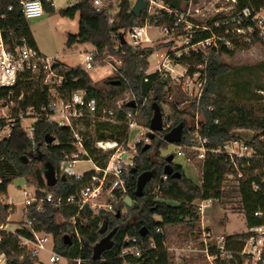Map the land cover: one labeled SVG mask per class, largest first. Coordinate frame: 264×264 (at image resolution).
<instances>
[{"label":"trees","instance_id":"1","mask_svg":"<svg viewBox=\"0 0 264 264\" xmlns=\"http://www.w3.org/2000/svg\"><path fill=\"white\" fill-rule=\"evenodd\" d=\"M157 1L163 6L157 8V26H170L174 12L184 10L189 0ZM41 4L42 8L53 10L52 0H41ZM262 5L264 0H237L236 4L237 7ZM130 8L131 0H119L117 10L112 14L111 4L96 10L92 0H76L74 4L59 9L58 12L63 16L73 17L76 13L79 14L78 32L68 34L67 46L89 42L97 49L96 55H117L121 58L115 74L106 78L103 88L95 86L89 73L80 65L67 66L63 70L66 81L62 88L67 97L75 89H84L89 95L96 97L100 107L108 109L114 108L116 102L124 99L127 92H134L144 100L140 101L139 105L140 123L149 126L153 112L152 104L156 103L161 112L164 104L168 106L169 126L149 140L148 148L139 146L132 163L123 174L125 191L121 194L119 188L114 189L117 197L112 202L111 210L100 209L94 213L85 207L77 213L76 208L71 205H45L42 211L31 208L24 210L20 227L14 232L0 229V256L5 257L6 264L39 262L37 255L19 243V235L29 236V233L21 228L23 222L28 219H32L34 229L52 236L53 249L67 258V264H176L166 246L168 230L180 226L188 233L200 231V212L195 201L206 199H216L222 206L228 205L229 208L242 213L246 226L243 232L223 236L227 248L234 253V258L217 260L210 264H247L244 255L240 254L243 240L249 235L247 229L264 222L262 217L254 215L255 211L264 209V158H250L245 166H241L246 162L245 159L240 160L238 169L241 176H237L235 168L224 162L223 154L207 153L201 161L194 157L191 150L184 148V161L191 162L198 170L196 181L186 174L181 164L174 162L175 151L172 152L173 158L169 162L170 170L164 173L169 153H162L167 145L163 135L171 128L180 126V139L174 144H190L196 136H200L206 140L209 147L217 148L232 138H242L241 134L235 132L236 129H248L253 132L248 143L260 154H264V108L228 97L221 91L223 80L233 69L220 59L221 54L232 55L235 50L244 49L253 42L264 45V36H255L251 43H241L230 48L219 44L216 51L209 53L206 59L207 79L204 92L197 104L191 102L201 118L197 121L192 119V124L187 125L184 117L186 111L169 98L170 80L155 72L146 73L148 57L159 46H131L121 43L118 38L120 30L143 23L146 10L142 11L140 16H134ZM111 16L113 20L109 22ZM217 18H220L219 15L209 19L207 24L212 26ZM0 25L4 41L9 48L22 41L36 47L18 0H0ZM214 31L218 32L216 29ZM209 34V31H201L193 39L207 37ZM115 44H118L117 49L114 48ZM168 54L175 62L188 64L190 70L195 64L203 61L200 54L182 55L178 58L174 57L171 51ZM263 65L264 62H260L238 70L248 71ZM24 85L35 87L41 83L27 82ZM5 92V89L0 88V96ZM131 107L129 102L123 103L125 110ZM124 130L125 126L120 122H96L90 128L89 124L85 123L84 129L79 130L85 138L88 137L83 144L86 151L83 158L92 160L99 167L104 166L111 151L95 147L94 141L120 142ZM48 134L52 135L54 140L46 143ZM74 151L72 133L65 126H56L40 118L35 122L33 138L28 139L19 124L13 125L10 135L0 139V224L7 223L13 210L12 204L3 202V199L7 197L8 185L16 177L22 178L23 183L34 188L38 194L51 191L65 196L85 185L89 172H85L80 178L65 173V177L61 178L63 172L60 164ZM48 166L54 168L58 177L53 186H47L44 180ZM144 171H151L152 176L144 185L142 195L137 196V176ZM228 174L232 176L229 177ZM112 180L113 177H109L107 187ZM254 184L257 185L256 189H253ZM125 196H129L137 206H127L123 201ZM56 214L63 218L62 222L56 221ZM72 216H75L74 222L71 221ZM103 222L106 223L107 230L100 233L99 228ZM113 228H116L112 237L113 245L104 250L99 259H93V245ZM65 235L70 237L69 241L64 238ZM127 236L137 238L140 247L138 256L120 254ZM192 242L199 249L203 248L202 242H195V239Z\"/></svg>","mask_w":264,"mask_h":264},{"label":"built area","instance_id":"2","mask_svg":"<svg viewBox=\"0 0 264 264\" xmlns=\"http://www.w3.org/2000/svg\"><path fill=\"white\" fill-rule=\"evenodd\" d=\"M18 1L26 19L38 17L43 12L41 0ZM134 1L131 0V5ZM92 2L96 10L106 8L110 4L109 0H92ZM236 4L237 0H231V5L228 8L217 10L220 18L214 20L212 26L194 23L190 17V9L175 11L170 26L166 24L158 26L166 35L177 34L182 38L180 48L173 52L174 57L200 54L203 61L195 64L194 68L190 70L188 64L175 62L174 58L169 55L162 56L157 62L159 54L154 51L152 53L156 58L154 68L150 72L146 70V73L155 72L168 78L171 82L178 83L185 92L187 100L197 104L206 85V59L209 53L212 50L216 51L219 44L230 48L241 43H251L255 36H264V5L237 7ZM157 6L163 7L157 0H147L143 23L120 30V34L125 40L124 43L141 47L149 46L152 43L153 38L148 35L147 28L150 26L157 27ZM116 10L112 8L111 13L114 14ZM168 11L170 12V10ZM112 20L113 16L109 18V22ZM214 29L218 32H215ZM201 31H209L210 34L207 37L193 39ZM120 34L118 35L119 40ZM114 48L117 49L118 44H115ZM96 53L97 49L94 47L85 51L83 63L79 64L88 73L103 64H109L114 71L121 63V58L117 55L100 56ZM175 66H179L180 69H176ZM66 67L67 65L60 60V54L46 55L24 41L9 48L4 41L0 25V88L6 91L4 95L0 96V139L8 137L15 124H19L26 137L32 139L35 122L40 118L56 126L67 127L72 133L75 151L70 157L66 156V159L60 164V169L65 174L68 172L62 168L63 164L70 166L75 160L86 155L83 144L88 137L85 138L79 131L84 129L85 123L89 124V128L96 122H120L125 126L120 142L94 141L95 147L111 152L104 166L99 167L93 163V169L87 171L89 172L88 182L76 192L65 196L54 194L51 191H43L38 194L34 188L23 183L24 186L21 189L23 196L21 200L22 213L29 208L42 211L45 205L55 207L71 205L76 208L77 213L85 207L94 213L100 209L111 210L112 202L117 197L114 189L119 188L123 194L125 191L123 174L127 170V166L132 163L139 146L149 141L147 137L149 126L143 125L138 119L140 101L126 96L117 101L114 108L108 109L100 107L96 97L89 95L84 89H75L67 97L62 88L66 81V75L63 72ZM27 82H40L41 85L25 86L24 84ZM124 102H134V106L125 110L123 108ZM117 115H121V117ZM27 118L32 121L25 122ZM168 126L167 114H162L163 130H166ZM132 130H137L134 136H132ZM248 142L249 138L245 140L232 138L222 147L212 148L207 145L205 139L196 136L190 144L174 145L176 156L181 158H184L185 155L184 148L191 150L194 157L201 161L207 153H221L224 162L235 168L237 176H241L238 169L240 160L245 159L246 162L241 164V166H245L248 165L250 158H264V154H260ZM84 173L73 175L80 178ZM111 176L113 180L107 187L106 182ZM228 176L231 177L232 175L228 174ZM262 182L264 183V176ZM256 188L257 185L254 184L253 189ZM210 200L195 201L201 215ZM254 215L264 219V209L255 211ZM74 219L75 216H72L71 221L74 222ZM4 227L3 224H0V229H4ZM21 228L29 233V236L19 235L21 246L29 249L39 258L40 251L45 249L46 243L51 240L48 255L49 263L63 264V262H67L66 257L53 249L52 236L34 229L32 219L24 221ZM247 231L249 235L243 240L240 254L244 255L247 264H264V222L261 225L248 228ZM75 235L78 236L77 233ZM199 241L203 244L201 252L210 263L234 258V253L227 248L223 236L214 235L210 230L203 229ZM125 242V246L120 251L121 255L138 256L140 254L136 237L127 236ZM167 250L176 251L175 248H167ZM0 264H6L5 257L2 255L0 256Z\"/></svg>","mask_w":264,"mask_h":264},{"label":"rangeland","instance_id":"3","mask_svg":"<svg viewBox=\"0 0 264 264\" xmlns=\"http://www.w3.org/2000/svg\"><path fill=\"white\" fill-rule=\"evenodd\" d=\"M118 1L109 0L113 9H116L115 6ZM75 2L76 0H52V11L43 8L40 16L27 19L36 48L46 55L60 54V60L67 66L82 64L84 52L91 50L93 47L89 42L77 43L72 46L66 45L68 34L78 32L79 14L76 13L73 17H67L61 15L58 11ZM230 5L231 0H189L185 9H190V17L194 23L203 25L207 24V21L212 17L218 15L217 12L219 10H224ZM157 8L160 7L157 6ZM147 33L153 38L149 46H159L155 50L159 54L157 62L162 56L169 55V51L174 52L180 48L182 44L180 36L177 34L166 35L158 26L148 27ZM153 55L151 54L148 57L146 70L149 72L153 70L156 62V58ZM220 59L233 69L232 73L223 80L221 91L228 97L264 108V65L263 67H256L248 71L238 70L243 66H253L264 62V45L260 42H253L244 49L235 50L232 55L221 54ZM175 68L180 69L179 66H175ZM114 74L115 70L112 71L109 64L95 67L89 72L94 85L98 88H103L106 78ZM170 86L169 98L177 102V106L180 109L186 111L184 117L187 125L192 124V119L199 120L201 118L200 113L192 107L191 101L187 100L185 92L180 88L178 83L170 81ZM126 96L135 98L137 101L143 100L131 91L127 92ZM168 113V106L164 104L162 106V114L168 115ZM30 121L32 120L29 118L25 119V122ZM136 131L132 130V136H134ZM235 132L241 134L243 140L253 136V132L248 129H236ZM174 151L175 145L167 143L162 153L168 154ZM174 162L181 164L186 174L193 180L198 181V170L194 164L184 161L183 158L177 156L174 157ZM93 166L92 160L81 158L75 160L70 166L63 164L62 168L68 173L80 174L93 169ZM23 182L22 178L16 177L8 185L7 197L3 199V202L12 204L13 210L8 216L7 223L3 224L6 226V229H14L22 220L20 208L22 207L21 200L23 196L21 189L24 186ZM55 219L59 223L63 221V218L59 214H56ZM200 228V231L193 233L185 232L186 229L180 226H175L168 230L166 246L167 248L176 249V251L168 250L172 254L176 264H210V261L202 254L197 245L192 242L194 239L195 242H200L199 239L203 229H208L212 234L220 236L246 230L243 214L229 208L228 205L222 206L216 199H211L207 207L204 208L202 215L200 214ZM50 247L51 240H48L46 248L39 253V262L35 264H50L48 261ZM188 250H192L193 252H189ZM63 264H67V262H63Z\"/></svg>","mask_w":264,"mask_h":264},{"label":"water","instance_id":"4","mask_svg":"<svg viewBox=\"0 0 264 264\" xmlns=\"http://www.w3.org/2000/svg\"><path fill=\"white\" fill-rule=\"evenodd\" d=\"M147 6V0H135L131 5V12L134 14V16H140L141 12L146 8ZM120 41L122 43L125 42L123 35L120 34ZM131 106H134V102H130ZM152 116L149 121V130L147 131V137L149 140H151L157 132H161L163 130L162 127V112L160 110V107L158 104L153 103L152 104ZM181 135V127L175 126L171 128L170 130L166 131L163 135V140L167 143L174 144L180 139ZM54 140V137L52 135L46 136V143L52 142ZM150 145V142H146L143 145V149L148 148ZM173 154L169 153L166 157L167 163L165 164L164 173L169 172V162L172 160ZM152 176L151 171H144L141 172L137 176V182H136V188H135V194L137 196L142 195V189L146 182L150 179ZM65 175L62 174L61 178H64ZM44 180L47 186H53L57 180L58 177L56 175V172L52 166H48L45 173H44ZM124 203L127 206L136 207L137 203L133 201L129 196H125L123 198ZM107 230V225L105 222L102 223L101 227L99 228L100 233H104ZM116 231V228H113L109 230L107 233H105L92 247V258L93 259H99L101 256V253L104 250H107L111 248L113 245L112 237ZM64 238L69 241L70 237L68 235H65Z\"/></svg>","mask_w":264,"mask_h":264},{"label":"crops","instance_id":"5","mask_svg":"<svg viewBox=\"0 0 264 264\" xmlns=\"http://www.w3.org/2000/svg\"><path fill=\"white\" fill-rule=\"evenodd\" d=\"M10 204V203H9ZM20 213L22 214V207L20 208ZM6 227V226H5ZM4 227V229L5 230H7V231H10V232H14L18 227H19V225L17 226V227H15L14 229H6ZM228 234H231V233H228ZM199 249V248H198ZM201 250V249H200ZM187 251V250H186ZM189 252H193L192 250H188Z\"/></svg>","mask_w":264,"mask_h":264},{"label":"bare ground","instance_id":"6","mask_svg":"<svg viewBox=\"0 0 264 264\" xmlns=\"http://www.w3.org/2000/svg\"><path fill=\"white\" fill-rule=\"evenodd\" d=\"M108 145H110V143H108Z\"/></svg>","mask_w":264,"mask_h":264}]
</instances>
